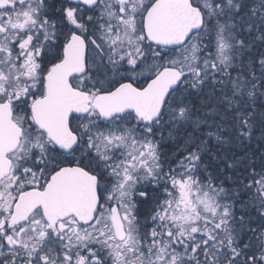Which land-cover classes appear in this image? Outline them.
I'll list each match as a JSON object with an SVG mask.
<instances>
[{
    "label": "snow or ice",
    "instance_id": "1",
    "mask_svg": "<svg viewBox=\"0 0 264 264\" xmlns=\"http://www.w3.org/2000/svg\"><path fill=\"white\" fill-rule=\"evenodd\" d=\"M0 264H264V0H0Z\"/></svg>",
    "mask_w": 264,
    "mask_h": 264
}]
</instances>
